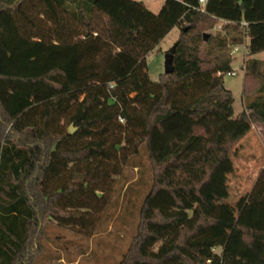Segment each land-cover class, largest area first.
I'll use <instances>...</instances> for the list:
<instances>
[{
    "label": "trees",
    "instance_id": "1",
    "mask_svg": "<svg viewBox=\"0 0 264 264\" xmlns=\"http://www.w3.org/2000/svg\"><path fill=\"white\" fill-rule=\"evenodd\" d=\"M174 27V72L152 82L147 56ZM230 45L264 53V0H166L158 14L0 0V264H36L47 223L92 235L142 146L151 187L118 264H264V167L235 221L208 216L203 194L235 145L230 124H264V62L246 61L236 115Z\"/></svg>",
    "mask_w": 264,
    "mask_h": 264
},
{
    "label": "rangeland",
    "instance_id": "2",
    "mask_svg": "<svg viewBox=\"0 0 264 264\" xmlns=\"http://www.w3.org/2000/svg\"><path fill=\"white\" fill-rule=\"evenodd\" d=\"M142 1L154 14H158L166 0ZM219 22L210 33L223 37ZM180 36L178 27H174L147 56V69L150 80L158 82L165 74L166 55L176 45ZM207 53L209 47L201 45ZM226 54L232 59V70L236 76L225 75L224 86L232 92L233 109L237 115L247 110L250 100L243 95L245 65L248 61L244 46L230 45ZM263 59L264 54L256 57ZM264 71V66L262 67ZM197 93L187 96L177 93L180 102H188ZM235 131V132H234ZM234 132V134H233ZM231 139L235 145L229 160L214 175L212 182L203 194L208 202L207 215L210 217L235 221L247 202L248 196L264 167V124H230ZM132 164L124 167L120 176L115 177L110 203L102 215L94 233L86 236L74 229L62 228L54 223L44 227L42 240L44 253L36 264H118L128 249L139 221V210L151 187V171L145 146ZM220 253V251H217Z\"/></svg>",
    "mask_w": 264,
    "mask_h": 264
},
{
    "label": "water",
    "instance_id": "3",
    "mask_svg": "<svg viewBox=\"0 0 264 264\" xmlns=\"http://www.w3.org/2000/svg\"><path fill=\"white\" fill-rule=\"evenodd\" d=\"M209 35H204V40L207 41ZM175 53V46L170 50V52L166 55V61H165V74H172L174 72L173 67V57ZM70 132L75 133L76 129H74L73 125L70 127Z\"/></svg>",
    "mask_w": 264,
    "mask_h": 264
},
{
    "label": "crops",
    "instance_id": "4",
    "mask_svg": "<svg viewBox=\"0 0 264 264\" xmlns=\"http://www.w3.org/2000/svg\"><path fill=\"white\" fill-rule=\"evenodd\" d=\"M263 54H264V53L258 54V55L254 56V57H248V59H256V60H259V61H263V62H264V58H263V59H258V58H256V57H259V56H261V55H263Z\"/></svg>",
    "mask_w": 264,
    "mask_h": 264
},
{
    "label": "built area",
    "instance_id": "5",
    "mask_svg": "<svg viewBox=\"0 0 264 264\" xmlns=\"http://www.w3.org/2000/svg\"><path fill=\"white\" fill-rule=\"evenodd\" d=\"M200 1V3L203 5V4H205V2H206V0H199ZM228 75H230V76H236V72H232V73H230V74H228Z\"/></svg>",
    "mask_w": 264,
    "mask_h": 264
}]
</instances>
